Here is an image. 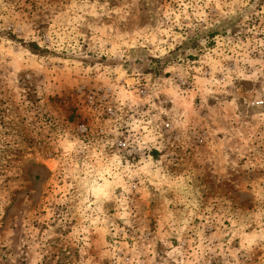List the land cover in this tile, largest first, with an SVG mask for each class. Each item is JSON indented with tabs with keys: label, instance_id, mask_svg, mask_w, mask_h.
<instances>
[{
	"label": "rangeland",
	"instance_id": "374dc122",
	"mask_svg": "<svg viewBox=\"0 0 264 264\" xmlns=\"http://www.w3.org/2000/svg\"><path fill=\"white\" fill-rule=\"evenodd\" d=\"M0 264H264V0H0Z\"/></svg>",
	"mask_w": 264,
	"mask_h": 264
},
{
	"label": "built area",
	"instance_id": "2783aa9c",
	"mask_svg": "<svg viewBox=\"0 0 264 264\" xmlns=\"http://www.w3.org/2000/svg\"><path fill=\"white\" fill-rule=\"evenodd\" d=\"M87 100L90 107L97 109L98 106H102V102L106 100V96H101L98 92L93 91L92 93L90 92L88 94ZM107 110L110 114H115L112 107L109 106ZM82 128L83 130H87V127L85 125H82ZM118 146L122 148H127L129 146L128 141H126L125 139H120L118 142Z\"/></svg>",
	"mask_w": 264,
	"mask_h": 264
}]
</instances>
